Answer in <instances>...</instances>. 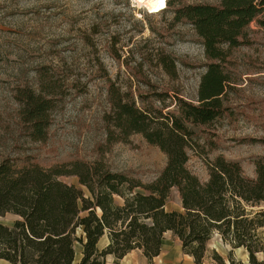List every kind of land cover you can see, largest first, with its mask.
<instances>
[{
    "label": "trees",
    "instance_id": "1",
    "mask_svg": "<svg viewBox=\"0 0 264 264\" xmlns=\"http://www.w3.org/2000/svg\"><path fill=\"white\" fill-rule=\"evenodd\" d=\"M166 11L172 14L173 24L192 27L203 47L206 63L195 100L159 92L154 86L142 92L110 83L108 108L102 115L107 146L126 144L140 135L166 156L162 171L144 183L114 172L101 159L50 168L34 163L18 166L12 158L2 159L0 217L16 218L11 226L0 222L1 260L106 264L108 255L119 261L137 250L151 261L170 232L193 264H204L213 234L233 249L243 248L248 264H264L256 260L257 253L264 252L259 237L264 229V137L252 140L263 148V154L252 161V178L244 174L240 162L220 155L208 160L212 144L205 145L206 151L197 145L191 130L197 127L207 134L229 116L228 96L239 82L231 55L238 48L251 47V34L256 32L252 24L264 35V0L189 5L169 0ZM161 58L165 72L174 75V62L165 55ZM58 74L40 66L35 88L26 84L14 90L23 135L33 143L47 139L51 113L62 100L65 81ZM195 146L203 152L196 154L207 167L205 182L187 168L188 151L196 150ZM62 177H76L80 187L63 182ZM172 190L179 195L180 212L165 209ZM105 237L108 243L100 249L99 241Z\"/></svg>",
    "mask_w": 264,
    "mask_h": 264
},
{
    "label": "rangeland",
    "instance_id": "2",
    "mask_svg": "<svg viewBox=\"0 0 264 264\" xmlns=\"http://www.w3.org/2000/svg\"><path fill=\"white\" fill-rule=\"evenodd\" d=\"M180 1L186 5L219 2ZM164 7L165 0H0V161L12 158L18 166L34 163L50 168L101 159L114 172L152 181L165 166L166 156L140 135L132 136L129 143L107 146L102 115L108 108L110 83L142 92L154 86L159 92L195 100L206 63L203 47L193 28L173 24ZM252 25L256 32L251 34V47L238 48L231 55L239 82L228 96L229 116L207 134L197 127L191 130L197 145L212 144L208 160L220 155L240 162L244 174L254 178L252 161L263 154L252 140L264 137V35ZM161 55L174 62V75L165 72ZM40 66L59 73L65 81L64 94L51 113L47 139L33 143L23 135L14 90L26 84L35 88ZM205 148L208 151L209 146ZM196 152L203 153L197 147L188 151L187 168L205 182L207 167ZM60 179L80 187L76 177ZM170 194L165 209L180 212L179 195L175 190ZM15 218L6 215L0 222L11 226ZM259 233L264 247V229ZM107 243L103 239L99 248ZM79 249L76 244L78 259ZM205 254L204 264H221L214 254L223 264H230V259L233 264L249 262L243 248L233 249L217 234ZM256 260L264 261V252L257 253ZM106 264H193V259L167 232L160 254L151 261L136 250L119 261L108 257Z\"/></svg>",
    "mask_w": 264,
    "mask_h": 264
},
{
    "label": "crops",
    "instance_id": "3",
    "mask_svg": "<svg viewBox=\"0 0 264 264\" xmlns=\"http://www.w3.org/2000/svg\"><path fill=\"white\" fill-rule=\"evenodd\" d=\"M106 238V237H105ZM105 238H102L99 242L101 243V241L103 240V239H105ZM99 243V244H100ZM79 252H80V249H79ZM107 258L106 259H108V257H112V256H110V255H108V256H106ZM114 258V257H113ZM0 264H9L8 262H6L5 260H1L0 259Z\"/></svg>",
    "mask_w": 264,
    "mask_h": 264
},
{
    "label": "bare ground",
    "instance_id": "4",
    "mask_svg": "<svg viewBox=\"0 0 264 264\" xmlns=\"http://www.w3.org/2000/svg\"><path fill=\"white\" fill-rule=\"evenodd\" d=\"M165 7H166V0H165ZM165 7H164V9H165ZM155 13V12H154Z\"/></svg>",
    "mask_w": 264,
    "mask_h": 264
}]
</instances>
